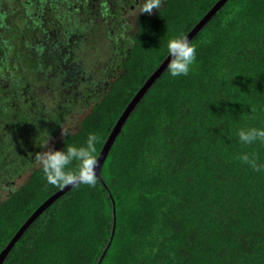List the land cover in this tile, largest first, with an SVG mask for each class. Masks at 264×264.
I'll list each match as a JSON object with an SVG mask.
<instances>
[{
	"label": "trees",
	"instance_id": "16d2710c",
	"mask_svg": "<svg viewBox=\"0 0 264 264\" xmlns=\"http://www.w3.org/2000/svg\"><path fill=\"white\" fill-rule=\"evenodd\" d=\"M217 1L0 0V195L17 183L0 199V252L65 185L37 154L96 135V159L168 40ZM190 43L189 72L155 80L101 177L59 197L3 264H97L113 200L100 264H264V140L238 134L264 128V0H227Z\"/></svg>",
	"mask_w": 264,
	"mask_h": 264
},
{
	"label": "clouds",
	"instance_id": "9594fccd",
	"mask_svg": "<svg viewBox=\"0 0 264 264\" xmlns=\"http://www.w3.org/2000/svg\"><path fill=\"white\" fill-rule=\"evenodd\" d=\"M160 7V0H148L141 11L151 13L154 8ZM167 56L172 59L168 70L173 77L186 75L195 60V48L186 36H175L167 42ZM239 138L245 143H251L257 139L264 140V128L251 127L239 130ZM98 138L90 135L87 146H68L66 150H50L37 154L36 159L43 165V172L49 183L69 184L79 180L83 184H95L96 176L94 165L96 159L93 155L95 147L93 142ZM46 142L41 145H46ZM241 160L252 168H257V162L248 154H242ZM78 162V167L73 171H66L71 161Z\"/></svg>",
	"mask_w": 264,
	"mask_h": 264
},
{
	"label": "water",
	"instance_id": "95a60500",
	"mask_svg": "<svg viewBox=\"0 0 264 264\" xmlns=\"http://www.w3.org/2000/svg\"><path fill=\"white\" fill-rule=\"evenodd\" d=\"M227 2V0H218L207 12L206 14L193 26V28L185 35L189 42L196 36V34L209 22V20L216 14V12ZM172 57L167 56L159 66L152 72V74L147 78L138 92L134 95L131 101L128 103L126 108L123 110L121 116L117 120L116 124L114 125L112 131L110 132L108 138L106 139L99 155L96 158V163L94 165V173L95 176L101 177V169L103 164L110 152L111 147L113 146L117 136L121 132L125 122L127 121L129 115L134 110L136 105L140 102V100L144 97L146 92L151 88L155 80L165 71L168 67ZM79 183L77 180L74 183H69L63 185L60 189H58L55 193L49 196L41 205H39L32 214L26 219V221L21 225L18 231L14 234L11 240L7 243V245L1 250L0 252V264H3L5 258L7 257L8 253L11 251L15 243L19 240L21 235L25 232V230L39 217L49 206H51L59 197L65 194L68 190L74 187L76 184ZM114 209H113V229L112 234L110 236V240L105 247L99 261L97 264H100L103 260L114 235L115 225H116V216H115V202L113 200Z\"/></svg>",
	"mask_w": 264,
	"mask_h": 264
},
{
	"label": "flooded vegetation",
	"instance_id": "af4514ba",
	"mask_svg": "<svg viewBox=\"0 0 264 264\" xmlns=\"http://www.w3.org/2000/svg\"><path fill=\"white\" fill-rule=\"evenodd\" d=\"M19 177V180L22 178V176L21 175H19L18 176ZM14 182V183H13ZM16 183V181L15 180H11V181H7V182H5V186H6V188L4 189V190H2V192H1V195H0V199H1V197L5 194L4 192H6V190L8 189V187H9V185L10 184H15ZM17 184V183H16Z\"/></svg>",
	"mask_w": 264,
	"mask_h": 264
}]
</instances>
